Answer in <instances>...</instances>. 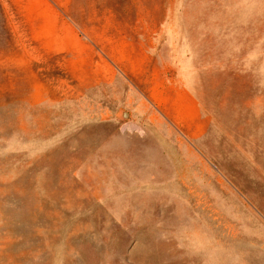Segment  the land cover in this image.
Segmentation results:
<instances>
[{"label": "rangeland", "instance_id": "374dc122", "mask_svg": "<svg viewBox=\"0 0 264 264\" xmlns=\"http://www.w3.org/2000/svg\"><path fill=\"white\" fill-rule=\"evenodd\" d=\"M0 264H264V0H0Z\"/></svg>", "mask_w": 264, "mask_h": 264}]
</instances>
